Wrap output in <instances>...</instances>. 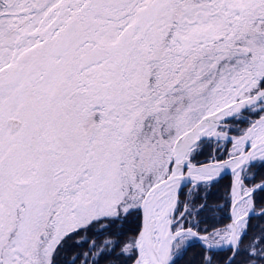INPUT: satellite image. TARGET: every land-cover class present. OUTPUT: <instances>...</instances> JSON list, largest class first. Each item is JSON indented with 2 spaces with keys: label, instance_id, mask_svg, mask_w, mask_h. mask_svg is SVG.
I'll use <instances>...</instances> for the list:
<instances>
[{
  "label": "rangeland",
  "instance_id": "1",
  "mask_svg": "<svg viewBox=\"0 0 264 264\" xmlns=\"http://www.w3.org/2000/svg\"><path fill=\"white\" fill-rule=\"evenodd\" d=\"M263 71L264 0H0V264H51L67 230L140 210L170 175L175 145L246 99ZM247 111L240 135L215 132L217 147L231 141L224 160L257 141L235 143L264 121V100ZM243 174V196L264 182L248 187ZM255 193L244 218L264 212ZM178 203L173 233L184 229ZM231 222L172 237L171 261L195 242L227 248Z\"/></svg>",
  "mask_w": 264,
  "mask_h": 264
},
{
  "label": "trees",
  "instance_id": "2",
  "mask_svg": "<svg viewBox=\"0 0 264 264\" xmlns=\"http://www.w3.org/2000/svg\"><path fill=\"white\" fill-rule=\"evenodd\" d=\"M264 72V71H263ZM258 84L253 86L247 98L264 88V75ZM245 111L240 118L226 121L220 130H227L229 135L238 136L248 122L243 121ZM7 141V140H6ZM7 145L12 151H17L23 145L18 142ZM215 139L202 140L195 148L191 162L195 165L209 163L211 159L224 160L229 152L231 141L217 143ZM193 150V151H194ZM11 153H4L6 156ZM17 154V153H16ZM14 156V155H13ZM20 161V157H18ZM245 185L254 186L264 181V162H256L243 171ZM231 179H220L210 184H200L195 187L187 185L179 194L178 206L183 211L181 221L184 229H190L196 234H209L217 227H224L232 220L231 209ZM256 211L264 209V189L254 195ZM76 214L74 213V216ZM64 223L66 229L75 220ZM142 227L140 210L130 209L120 212L118 216H107L82 223L79 227L67 230L60 238L52 255L51 264H134L138 257L137 241ZM249 229L243 234L239 252L229 264H249L257 261L264 264V212L249 219ZM254 245L256 254H251ZM232 254V249L212 251L208 253L199 243H192L185 252L174 259L171 264H225Z\"/></svg>",
  "mask_w": 264,
  "mask_h": 264
},
{
  "label": "water",
  "instance_id": "3",
  "mask_svg": "<svg viewBox=\"0 0 264 264\" xmlns=\"http://www.w3.org/2000/svg\"><path fill=\"white\" fill-rule=\"evenodd\" d=\"M263 100L264 88L258 90L253 96L246 98L239 103L231 104L228 107L204 117L175 145L173 165L170 175L163 181L154 185L147 192L141 202L140 213L142 217V227L138 239V257L134 264H140L142 253H145L150 264H171L172 262L171 254H169L165 260H163L161 257V254L157 248V242L155 241V233L152 225V215L156 209V203L170 186L181 184V188L177 193V201L178 195L184 186L190 185L191 187H195L200 184H210L220 179L235 178L237 175H241L246 167L253 164L256 160H259V158H257V154L259 152H264V139L251 142L241 154L223 161H214L203 165H195L192 164L190 160L186 161V155L191 152L200 141L213 138L217 129L226 121L238 117ZM235 106H237V108L233 109ZM228 109H231L230 113L220 117L221 113ZM8 124L10 125V130L12 133L16 132L21 126V122L17 118L10 119ZM207 124L213 126L215 132L206 134L205 136H200L199 134L202 128ZM253 128L254 125H252L245 134L239 137L235 143L238 144L248 140V136L251 134ZM205 172H207L208 175L202 176V173ZM233 184L235 183L233 182ZM261 189H264V182L256 185L251 190L250 198L256 191ZM234 207L235 204H232L231 216H233ZM252 214L253 213L245 216V220L250 219ZM173 225L174 222L172 221L168 229L169 237L178 238L182 234L193 232L190 229H181L173 233ZM239 243V236L236 235L234 238V244L231 246L233 252L225 264H229L235 258L239 249Z\"/></svg>",
  "mask_w": 264,
  "mask_h": 264
},
{
  "label": "bare ground",
  "instance_id": "4",
  "mask_svg": "<svg viewBox=\"0 0 264 264\" xmlns=\"http://www.w3.org/2000/svg\"><path fill=\"white\" fill-rule=\"evenodd\" d=\"M236 108L237 106L233 107V109ZM230 111L231 109L225 110L223 113H221L220 117L230 113ZM256 126H257V128H255L256 132H252L249 137L256 136L257 140H262L264 138V121L258 123ZM212 132H215L214 127L207 124L202 128L199 135L205 136L206 134H211ZM257 158H264V152H259L257 154ZM206 175H208L207 172L202 173V176H206ZM239 176L240 175L236 176L235 184L232 192L233 202L235 204V207L233 211V222L229 228V235H228L229 237L226 243L227 247L233 246L235 236L236 235L239 236L242 228L246 225V220L240 213V206L241 203L243 202L244 197L250 201V192L247 193L245 196H243L240 190L241 182ZM180 188H181V184L170 186L163 193L159 201L156 203L155 206L156 209L153 212L154 216L156 213H158V215L160 216L159 222L157 223L156 226V230L158 231L157 241L159 240L158 241L159 244H157V248L163 260L166 259L172 244V237L168 236V229L171 224L170 216H172L174 212L177 193L179 192ZM141 264H150L145 253L141 254Z\"/></svg>",
  "mask_w": 264,
  "mask_h": 264
}]
</instances>
